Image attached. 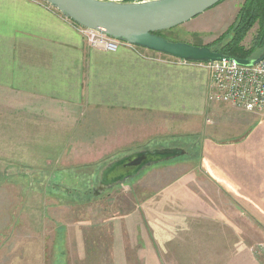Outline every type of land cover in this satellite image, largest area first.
<instances>
[{
    "label": "crops",
    "instance_id": "0c3cea01",
    "mask_svg": "<svg viewBox=\"0 0 264 264\" xmlns=\"http://www.w3.org/2000/svg\"><path fill=\"white\" fill-rule=\"evenodd\" d=\"M244 2L226 0L206 12L212 37L228 30ZM0 106L4 162H40L59 179L136 148L197 138L202 170L143 192L198 197L189 206L196 218L185 227L208 226V234L178 237L192 246L171 257L177 264H264V111L218 102L207 65L128 45L94 49L44 0H0ZM167 123L182 133L169 135ZM185 157L175 159L177 167ZM148 252L134 259H149Z\"/></svg>",
    "mask_w": 264,
    "mask_h": 264
},
{
    "label": "rangeland",
    "instance_id": "374dc122",
    "mask_svg": "<svg viewBox=\"0 0 264 264\" xmlns=\"http://www.w3.org/2000/svg\"><path fill=\"white\" fill-rule=\"evenodd\" d=\"M207 14L165 32L164 38L194 46L211 44L216 40L211 33L216 31L208 24ZM167 126L172 136L183 131L173 123ZM196 139H171L159 145L186 150L183 166L177 167L179 159L161 163L146 169L148 174L142 178L99 190L96 195L94 190L99 189L100 173L108 161L93 169H72L66 179L54 178L55 170L44 171L40 162L26 166L4 162V123H0V264H177L172 253L192 246L178 243V237L193 234L194 229L208 234V226L185 227L189 219L196 218L189 206L197 196L179 189L174 194L143 192L150 187L162 191L183 172L198 174L202 169L197 160L200 149L193 146ZM142 150L136 148L131 153ZM139 251H149L151 257L134 259ZM166 251L169 258L166 254L162 257Z\"/></svg>",
    "mask_w": 264,
    "mask_h": 264
},
{
    "label": "water",
    "instance_id": "95a60500",
    "mask_svg": "<svg viewBox=\"0 0 264 264\" xmlns=\"http://www.w3.org/2000/svg\"><path fill=\"white\" fill-rule=\"evenodd\" d=\"M76 25L98 31L131 46L144 48L190 63L234 62L253 67L264 59L240 60L207 46L173 43L156 33L169 31L213 9L223 0H148L124 3L114 0H44ZM186 150H145L108 164L100 174L99 189L139 177L147 168L186 155Z\"/></svg>",
    "mask_w": 264,
    "mask_h": 264
},
{
    "label": "built area",
    "instance_id": "2783aa9c",
    "mask_svg": "<svg viewBox=\"0 0 264 264\" xmlns=\"http://www.w3.org/2000/svg\"><path fill=\"white\" fill-rule=\"evenodd\" d=\"M114 1L122 2L121 0ZM76 26L89 46L94 49L117 52L123 45L131 46L98 31ZM205 65L211 71L218 102L247 112L264 111V59L253 67L241 66L234 62H216ZM261 248L264 250L263 247Z\"/></svg>",
    "mask_w": 264,
    "mask_h": 264
},
{
    "label": "trees",
    "instance_id": "16d2710c",
    "mask_svg": "<svg viewBox=\"0 0 264 264\" xmlns=\"http://www.w3.org/2000/svg\"><path fill=\"white\" fill-rule=\"evenodd\" d=\"M121 1L124 3H133L148 0ZM224 1L226 0H223L221 3ZM255 29L257 30L253 41L250 46H247L245 44L246 40L253 34L252 32ZM165 32L167 31L156 34L164 37ZM206 46L214 52L222 53L231 58L240 60L257 59L264 52V0H245L234 23L225 33Z\"/></svg>",
    "mask_w": 264,
    "mask_h": 264
},
{
    "label": "flooded vegetation",
    "instance_id": "af4514ba",
    "mask_svg": "<svg viewBox=\"0 0 264 264\" xmlns=\"http://www.w3.org/2000/svg\"><path fill=\"white\" fill-rule=\"evenodd\" d=\"M99 184H100V181H99Z\"/></svg>",
    "mask_w": 264,
    "mask_h": 264
}]
</instances>
